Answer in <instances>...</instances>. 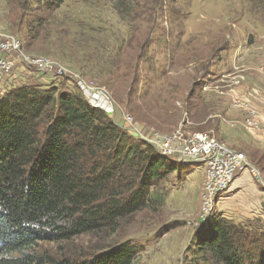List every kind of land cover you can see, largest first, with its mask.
I'll use <instances>...</instances> for the list:
<instances>
[{
	"label": "rangeland",
	"instance_id": "1",
	"mask_svg": "<svg viewBox=\"0 0 264 264\" xmlns=\"http://www.w3.org/2000/svg\"><path fill=\"white\" fill-rule=\"evenodd\" d=\"M127 3L119 10L114 0H0V31L16 35L28 57L52 60L43 70L13 56L16 68L0 81V94L22 84L57 86L89 101L96 89L112 104L107 114L135 139L213 131L264 169V137L247 132L233 107L240 97L264 114V0ZM183 164L153 191L147 208L116 229L42 240L36 251L81 262L128 241L138 249L132 264H201L194 236L222 212L223 198L203 215L204 166ZM233 221L264 231V217Z\"/></svg>",
	"mask_w": 264,
	"mask_h": 264
},
{
	"label": "trees",
	"instance_id": "2",
	"mask_svg": "<svg viewBox=\"0 0 264 264\" xmlns=\"http://www.w3.org/2000/svg\"><path fill=\"white\" fill-rule=\"evenodd\" d=\"M114 1L119 10L128 6ZM172 158L75 91L22 84L1 92L0 264H132L138 249L128 241L81 262L36 250L42 240L116 229L186 167ZM194 242L201 264H264V231L223 212Z\"/></svg>",
	"mask_w": 264,
	"mask_h": 264
},
{
	"label": "built area",
	"instance_id": "3",
	"mask_svg": "<svg viewBox=\"0 0 264 264\" xmlns=\"http://www.w3.org/2000/svg\"><path fill=\"white\" fill-rule=\"evenodd\" d=\"M21 57L31 66L49 70V58L28 57L22 51V43L16 35L0 31V81L11 79L14 72L13 56ZM89 103L109 112L112 104L102 92L94 91ZM89 91V92H90ZM233 107L240 113V124L251 134L264 130V115L250 102L237 97ZM238 121H233L236 124ZM150 141V140H149ZM163 156L177 158L182 163H201L204 166L205 182L202 193L203 215L212 214L219 198L229 189L234 179L246 169L256 172L246 154L221 141L213 131L188 133L182 129L161 134L156 133L150 141ZM217 206V205H216Z\"/></svg>",
	"mask_w": 264,
	"mask_h": 264
},
{
	"label": "crops",
	"instance_id": "4",
	"mask_svg": "<svg viewBox=\"0 0 264 264\" xmlns=\"http://www.w3.org/2000/svg\"><path fill=\"white\" fill-rule=\"evenodd\" d=\"M259 135L264 137V130ZM222 198L220 211L226 212L224 215L229 219L239 222L247 217H264V169L243 171Z\"/></svg>",
	"mask_w": 264,
	"mask_h": 264
}]
</instances>
